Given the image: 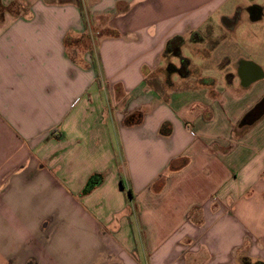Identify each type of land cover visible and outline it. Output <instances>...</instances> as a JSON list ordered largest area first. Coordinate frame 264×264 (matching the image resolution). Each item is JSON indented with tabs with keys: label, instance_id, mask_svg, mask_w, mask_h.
Segmentation results:
<instances>
[{
	"label": "crops",
	"instance_id": "0c3cea01",
	"mask_svg": "<svg viewBox=\"0 0 264 264\" xmlns=\"http://www.w3.org/2000/svg\"><path fill=\"white\" fill-rule=\"evenodd\" d=\"M228 1L0 0V264L264 262V3Z\"/></svg>",
	"mask_w": 264,
	"mask_h": 264
},
{
	"label": "rangeland",
	"instance_id": "374dc122",
	"mask_svg": "<svg viewBox=\"0 0 264 264\" xmlns=\"http://www.w3.org/2000/svg\"><path fill=\"white\" fill-rule=\"evenodd\" d=\"M197 3H199L200 0H196ZM208 1V0H206ZM232 2H236L239 5L246 4L248 1H254L256 4H262L264 3V0H230ZM228 1V4L222 9L223 12L229 13L230 10H232L231 3ZM209 31H212V27H206V35H209ZM229 36H232V31H228ZM234 37L236 39H248L251 43V46L248 47L247 50L248 54L252 59L258 61L260 65L264 69V18L258 21L249 22V23H242L237 27L236 32L234 33ZM209 38V36H207ZM242 49L237 48V51H241ZM183 53L187 55L188 57L192 58L194 62H198V57L195 55L191 48L189 46L183 47ZM176 62H178V65L180 63L179 59L173 58ZM264 86V80L262 82Z\"/></svg>",
	"mask_w": 264,
	"mask_h": 264
},
{
	"label": "trees",
	"instance_id": "16d2710c",
	"mask_svg": "<svg viewBox=\"0 0 264 264\" xmlns=\"http://www.w3.org/2000/svg\"><path fill=\"white\" fill-rule=\"evenodd\" d=\"M186 62L187 60L183 59L182 67L180 68L181 72H185L183 70L185 68ZM262 115H264V97L258 103H256L248 112H246V114H244V116L242 117L241 123L246 126L251 125L257 119H259ZM131 121H133L132 115L127 118L128 123ZM161 132L166 133L164 132L163 126L161 127ZM89 188H90L89 186H86L84 188V191H88ZM242 263L243 264H264V262H250L247 259H244Z\"/></svg>",
	"mask_w": 264,
	"mask_h": 264
},
{
	"label": "flooded vegetation",
	"instance_id": "af4514ba",
	"mask_svg": "<svg viewBox=\"0 0 264 264\" xmlns=\"http://www.w3.org/2000/svg\"><path fill=\"white\" fill-rule=\"evenodd\" d=\"M248 12L250 15H252V18H253L254 14L260 12V8L257 5H252V6H249ZM240 74H241L244 82H247L250 78L254 77V75L256 74V70L253 66H250L248 64H244L241 67Z\"/></svg>",
	"mask_w": 264,
	"mask_h": 264
}]
</instances>
